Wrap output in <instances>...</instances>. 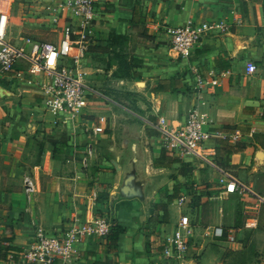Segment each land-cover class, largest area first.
<instances>
[{
    "label": "crops",
    "instance_id": "1",
    "mask_svg": "<svg viewBox=\"0 0 264 264\" xmlns=\"http://www.w3.org/2000/svg\"><path fill=\"white\" fill-rule=\"evenodd\" d=\"M8 1L6 38L27 52L31 41L59 44L72 25L85 41L87 91L78 113L54 114L46 74L30 76L23 60L19 79L0 71V245L16 248L0 264H28L19 252L36 226L61 231L104 210L121 228L115 243L86 236L71 264H264V204L228 190L223 174L264 192V0H97L87 27L60 0ZM201 20L227 30L176 54L167 28ZM196 73L218 84L199 92ZM197 103L208 120L204 158L165 149L158 117L181 124ZM184 212L195 232L184 259L168 258L166 236Z\"/></svg>",
    "mask_w": 264,
    "mask_h": 264
},
{
    "label": "built area",
    "instance_id": "2",
    "mask_svg": "<svg viewBox=\"0 0 264 264\" xmlns=\"http://www.w3.org/2000/svg\"><path fill=\"white\" fill-rule=\"evenodd\" d=\"M58 6L64 10H71L81 18L80 25L87 27L98 14L97 0H60ZM8 10L0 9V71L3 73L13 72L17 78L23 76L22 70H15L17 61L26 63L25 72L30 76L34 74H46L50 81L42 85L43 102L47 110L54 114H75L86 105V83L84 72L79 64L83 51L86 49L82 38H72L74 30L68 24L63 28V35L59 44L46 41H31L29 51H25L20 45L7 40V24L9 19ZM227 25L223 22L201 20L197 23L188 22L182 26H170L167 33L170 35L172 50L179 55H186L193 45L206 37L208 34L225 32ZM73 45L77 51L71 54ZM64 58H69V65H65ZM255 70V65L249 63L247 71ZM196 88L200 92L205 87L218 84L214 76H203L196 73ZM24 78V77H23ZM204 104V101H200ZM207 114L198 103L189 108L185 119L181 124L168 122L165 116H159L156 122L162 143L167 150H178L190 153L195 157L204 158L203 142L208 138L206 125ZM239 130L233 132V136L239 135ZM228 180L227 189L234 190L244 188L251 193L257 204H264V192L256 191L244 186L234 174L223 172ZM24 191L27 199H31L35 192V184L31 177L23 179ZM184 197L179 198V202ZM104 210L101 213L93 212L91 218L85 221H74L69 229L61 231L47 230L36 226L35 235L29 246L20 253L23 260L28 264H71L78 253L75 245L80 243L86 236L105 238L111 232L113 220ZM196 226L192 224L189 215L182 213L175 223L173 232L166 236L164 254L168 258L182 260L188 252L189 238L194 234Z\"/></svg>",
    "mask_w": 264,
    "mask_h": 264
},
{
    "label": "trees",
    "instance_id": "3",
    "mask_svg": "<svg viewBox=\"0 0 264 264\" xmlns=\"http://www.w3.org/2000/svg\"><path fill=\"white\" fill-rule=\"evenodd\" d=\"M230 148H228V150H231L232 149V146H229ZM237 149H239V148H237ZM121 231V228L119 229V228H117V227H112L111 228V232H110V234L108 235V236H110L109 237V243H110V245L112 244H114L115 243V241H116V236H117V234L119 233ZM9 249H16L14 246H9V245H0V259H5L6 258V253L8 252V250ZM23 250H21L20 252H19V255H20V253L22 252ZM12 258L13 259H15L16 258V254H13L12 255Z\"/></svg>",
    "mask_w": 264,
    "mask_h": 264
},
{
    "label": "rangeland",
    "instance_id": "4",
    "mask_svg": "<svg viewBox=\"0 0 264 264\" xmlns=\"http://www.w3.org/2000/svg\"><path fill=\"white\" fill-rule=\"evenodd\" d=\"M7 1L8 0H0V8L7 6ZM9 1L11 2V0H9ZM13 1H25V0H13Z\"/></svg>",
    "mask_w": 264,
    "mask_h": 264
}]
</instances>
